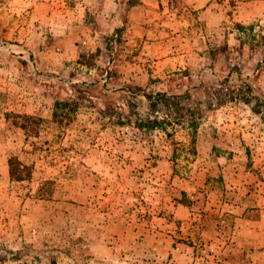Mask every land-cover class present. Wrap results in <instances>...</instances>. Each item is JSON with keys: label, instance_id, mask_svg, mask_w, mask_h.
I'll use <instances>...</instances> for the list:
<instances>
[{"label": "rangeland", "instance_id": "374dc122", "mask_svg": "<svg viewBox=\"0 0 264 264\" xmlns=\"http://www.w3.org/2000/svg\"><path fill=\"white\" fill-rule=\"evenodd\" d=\"M222 84L264 109V0H0V264H264V120ZM160 91L195 115L119 122Z\"/></svg>", "mask_w": 264, "mask_h": 264}, {"label": "trees", "instance_id": "16d2710c", "mask_svg": "<svg viewBox=\"0 0 264 264\" xmlns=\"http://www.w3.org/2000/svg\"><path fill=\"white\" fill-rule=\"evenodd\" d=\"M228 49L227 45H215L210 51H214L215 54L226 53ZM133 88V86H131ZM214 92V93H213ZM146 95L150 110L146 115L140 113L132 104L133 109L126 114V120H120V123H129L134 127L143 131H149L156 128L167 129L169 125L173 123L182 122L190 114L195 115V108L190 104L182 103L181 94H167L166 92L147 93ZM208 107H217L232 100H242L252 105V109L263 116L264 109L263 102L259 97L255 96L253 87L248 85L247 88L241 86L240 88H233L231 86H222L216 91H207ZM256 103L253 104V101ZM134 101V100H133ZM197 108L203 109V106ZM162 114H159L161 113ZM123 115V112H122ZM191 125L196 128V119H192Z\"/></svg>", "mask_w": 264, "mask_h": 264}]
</instances>
